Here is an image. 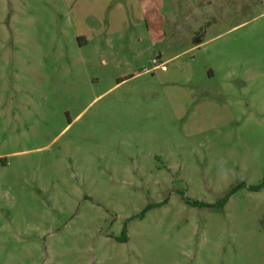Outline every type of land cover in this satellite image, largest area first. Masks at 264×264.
<instances>
[{
  "label": "rangeland",
  "instance_id": "rangeland-1",
  "mask_svg": "<svg viewBox=\"0 0 264 264\" xmlns=\"http://www.w3.org/2000/svg\"><path fill=\"white\" fill-rule=\"evenodd\" d=\"M0 264H264V0H0Z\"/></svg>",
  "mask_w": 264,
  "mask_h": 264
},
{
  "label": "built area",
  "instance_id": "built-area-1",
  "mask_svg": "<svg viewBox=\"0 0 264 264\" xmlns=\"http://www.w3.org/2000/svg\"><path fill=\"white\" fill-rule=\"evenodd\" d=\"M152 62L155 64V67H162L163 69H166L165 63H158V59H153Z\"/></svg>",
  "mask_w": 264,
  "mask_h": 264
},
{
  "label": "trees",
  "instance_id": "trees-1",
  "mask_svg": "<svg viewBox=\"0 0 264 264\" xmlns=\"http://www.w3.org/2000/svg\"><path fill=\"white\" fill-rule=\"evenodd\" d=\"M227 201V198H224V199H222L221 201H220V206H222L223 204H224V202H226ZM196 204V203H195ZM198 204H201V205H205V203H198ZM125 240H126V237H125Z\"/></svg>",
  "mask_w": 264,
  "mask_h": 264
}]
</instances>
